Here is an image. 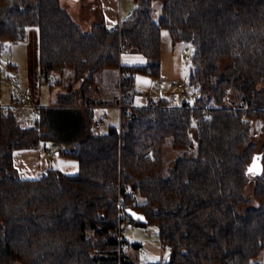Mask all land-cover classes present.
Here are the masks:
<instances>
[{
	"label": "trees",
	"instance_id": "obj_1",
	"mask_svg": "<svg viewBox=\"0 0 264 264\" xmlns=\"http://www.w3.org/2000/svg\"><path fill=\"white\" fill-rule=\"evenodd\" d=\"M137 1L119 24L86 31L61 0H0L3 42L24 41L39 28L40 83L62 85L58 76L68 69L80 83L65 86L32 126L0 112V264H130L119 233L127 219L156 225L171 248L153 264H264L255 261L264 249V142L255 140L257 127L264 131V0ZM163 29L174 47H196L194 104L162 97L156 112L131 108L137 75H162ZM128 50L147 62L123 64ZM107 69L121 71V97L110 102L99 96ZM101 105L121 106L120 124L106 132L95 128ZM168 138L197 154L179 158L166 175ZM43 141L77 160L78 173L51 166L37 179L22 178L15 152ZM252 166L258 206L245 196Z\"/></svg>",
	"mask_w": 264,
	"mask_h": 264
},
{
	"label": "rangeland",
	"instance_id": "obj_2",
	"mask_svg": "<svg viewBox=\"0 0 264 264\" xmlns=\"http://www.w3.org/2000/svg\"><path fill=\"white\" fill-rule=\"evenodd\" d=\"M116 2L118 7L121 5L124 8L125 12L128 10L134 11L138 7L137 0H116ZM62 3L64 8L73 15L75 21L79 23L84 30H87L92 24L101 21V16L99 14L100 6L102 5L101 0H62ZM154 8V19L159 21L162 16V3L160 1H155ZM27 43V40L25 42L12 43L8 41L3 42L0 39V65L2 67L0 104L2 106L11 105L15 96H19L26 88H32L34 93H36L35 96L40 100V106L47 107L52 104V102H57L59 100L60 93L67 92L65 86H69L71 83L75 86H79L80 84L74 81V74L71 69H68L63 77L61 75L58 76L59 79L63 81L62 85H57L52 88L50 83L41 84L39 75H36L28 60L24 58L28 48ZM162 45L163 60L161 77L158 79L149 78L147 75L139 73L135 85L134 97L139 98L143 96L145 90L152 84L153 95L163 94L173 99L175 104H180L183 98L180 95V89L176 86V83L179 80L185 83L190 82L192 55L196 47L191 42H182L174 47L168 29H163L162 31ZM100 79L104 84L103 74H101ZM113 91L121 97L120 88L111 89L109 94ZM33 97L34 95L32 99ZM32 105L33 101L26 105L30 121L35 119L34 113L32 112ZM103 111H107L108 115L105 118L104 115H100V117L104 118V124L100 131L106 132L109 130L110 126L120 124L121 112L118 107H107L104 108ZM255 140L260 145L264 142V131L260 127H257ZM194 154H197L196 147L190 149L176 148L171 138L166 139L163 146L165 174H170L179 158ZM248 174L250 182L245 190V196L251 201L253 206H258L259 202L254 195L256 176L258 175L257 167L252 166ZM141 200L143 201L142 198ZM122 237L128 243V245L125 246V251L128 254V262L130 264L158 263L165 261L171 254V248L163 244L159 235V229L154 224L141 226L132 223L125 229ZM134 244H140L141 247L136 248ZM255 261L264 263V249Z\"/></svg>",
	"mask_w": 264,
	"mask_h": 264
},
{
	"label": "crops",
	"instance_id": "obj_3",
	"mask_svg": "<svg viewBox=\"0 0 264 264\" xmlns=\"http://www.w3.org/2000/svg\"><path fill=\"white\" fill-rule=\"evenodd\" d=\"M101 4L102 5L100 6V10H99L101 21L99 23L106 22L108 26H115L119 24L123 19L128 17V14L130 12H132V10H128L127 12H125L124 8L121 5L120 7H118L116 0H101ZM71 16L73 17L72 14ZM99 23H95V24H99ZM93 25L94 24H92V26ZM92 26L87 28L86 31L90 30ZM26 40L28 41L27 43L28 48L24 55V58L28 60L32 70L35 71L36 75L38 76L40 75L39 28L36 26L31 27L29 29L27 39L21 42H25ZM122 61L123 64L125 65H144L146 63V58L136 50H128L123 54ZM145 75H147L149 78H153L148 74ZM103 76H104V84L101 82V90L99 92V96L104 101H108V102L115 101L119 97L118 94H115V91H113L114 93L112 92L111 94H109V92L111 89H115L117 87L119 88V79L121 76V71L118 69H107L103 72ZM136 82H137V77H136ZM152 93H153L152 84H150V86L145 90L143 96L139 98L133 97L131 108L146 107L147 101L151 96L161 97V98L166 97L163 94L153 95ZM35 94L36 93H34V90L32 89V96L34 95L32 99L33 101L32 112L34 113V118H35L32 121H30L29 119L28 109H26V106H23L18 103V95L13 98L11 105L6 106V107H11V110L16 114L19 123L21 124L22 127H29L34 124L36 118H38L35 117L36 106H39L41 109L45 108L40 106V100L38 97L35 96ZM53 103L55 102H52V104H50L47 107H52L54 105ZM181 104L182 102L177 105L181 106ZM115 106L118 107L121 112V106L119 105L97 106L95 108V118L100 117V115H104L105 118L108 115V113L107 111H103V109L107 107H115ZM0 107L3 106L0 104ZM104 118H102L103 124H104ZM59 149L60 147L54 145L53 155L47 154L43 145H40L38 148H33V149L17 150L15 152V166L20 176L24 179H37L41 177L42 173L51 166H55L56 168L61 169L63 172L67 174L78 173L79 171L78 161L70 157L60 155L58 153Z\"/></svg>",
	"mask_w": 264,
	"mask_h": 264
},
{
	"label": "built area",
	"instance_id": "obj_4",
	"mask_svg": "<svg viewBox=\"0 0 264 264\" xmlns=\"http://www.w3.org/2000/svg\"><path fill=\"white\" fill-rule=\"evenodd\" d=\"M132 15V12H130L128 14V16L130 17ZM176 86L180 89V95L183 98L182 101V105L187 106V107H192L195 101V87L193 85V83L189 82V83H185L182 80H179L176 83ZM32 102V89L31 88H26V90L24 92H22L19 96H18V103L26 106L28 103ZM147 108L153 110V111H158L160 109H162L163 106V102H162V98L161 97H155V96H151L148 101H147ZM243 110H247V106L244 102L241 103L240 106ZM4 111L5 113H8L11 111V107H0V112ZM42 114V109L39 106L35 107V116L36 117H40ZM95 128L96 129H101L103 127V120L100 117H97L95 119ZM247 121L250 123V119H247ZM41 145L44 146L45 151L47 152V154L49 155H53L54 151H53V146L55 145L53 142L51 141H43L41 143ZM131 224L130 220L127 219L125 223H123L121 225L120 228V235L122 236V233L125 231V229H127V227Z\"/></svg>",
	"mask_w": 264,
	"mask_h": 264
},
{
	"label": "water",
	"instance_id": "obj_5",
	"mask_svg": "<svg viewBox=\"0 0 264 264\" xmlns=\"http://www.w3.org/2000/svg\"><path fill=\"white\" fill-rule=\"evenodd\" d=\"M259 157H260V155H257V157H256V159L254 161H256Z\"/></svg>",
	"mask_w": 264,
	"mask_h": 264
},
{
	"label": "bare ground",
	"instance_id": "obj_6",
	"mask_svg": "<svg viewBox=\"0 0 264 264\" xmlns=\"http://www.w3.org/2000/svg\"><path fill=\"white\" fill-rule=\"evenodd\" d=\"M43 114H41V116H42Z\"/></svg>",
	"mask_w": 264,
	"mask_h": 264
}]
</instances>
